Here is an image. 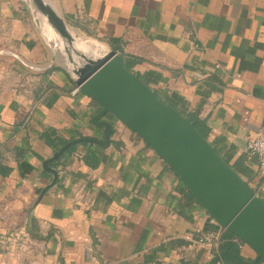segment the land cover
Here are the masks:
<instances>
[{
	"label": "crops",
	"instance_id": "obj_1",
	"mask_svg": "<svg viewBox=\"0 0 264 264\" xmlns=\"http://www.w3.org/2000/svg\"><path fill=\"white\" fill-rule=\"evenodd\" d=\"M53 3L79 37L115 43L116 53L135 60L132 75L182 115H195L210 145L264 200V176L245 150L264 137V0ZM64 59L23 0H0V264H207L183 237L225 230L109 114L101 119L112 130L109 145L80 144L50 163L56 183L38 199L52 182L44 161L69 141L103 136L92 123L99 105L72 94ZM18 233L30 247L26 261L1 243ZM231 243L220 251L255 259L247 245Z\"/></svg>",
	"mask_w": 264,
	"mask_h": 264
},
{
	"label": "water",
	"instance_id": "obj_2",
	"mask_svg": "<svg viewBox=\"0 0 264 264\" xmlns=\"http://www.w3.org/2000/svg\"><path fill=\"white\" fill-rule=\"evenodd\" d=\"M39 29L51 33L53 44L63 54L72 83L99 107L92 123L103 129L102 139L80 138L65 143L43 162L56 183V171L49 164L71 147L88 144L108 146L112 130L101 120L107 114L123 123L149 146L177 175L194 200L225 231L247 245L255 254L249 263L237 254L219 251L207 264L264 263V200L256 195L217 154L210 143L178 111L132 75L122 57L106 46L102 54H88L82 38L67 24L50 0H23ZM84 47V49H82Z\"/></svg>",
	"mask_w": 264,
	"mask_h": 264
},
{
	"label": "built area",
	"instance_id": "obj_3",
	"mask_svg": "<svg viewBox=\"0 0 264 264\" xmlns=\"http://www.w3.org/2000/svg\"><path fill=\"white\" fill-rule=\"evenodd\" d=\"M79 92V89L75 87L72 94H77ZM245 150L249 156L254 157L257 160L258 172L260 175L264 176V137L257 136L254 139L249 140L246 144ZM221 236V233L208 232L196 238L184 236L183 239L188 243L190 248L197 251H203L206 253L208 259H211L219 252V246L222 242ZM26 238V235L18 233L7 237L4 241H1V243L3 247L7 246V249L10 247L8 250L6 249L7 253H14L15 251L23 260L30 251ZM11 248H14V251Z\"/></svg>",
	"mask_w": 264,
	"mask_h": 264
},
{
	"label": "trees",
	"instance_id": "obj_4",
	"mask_svg": "<svg viewBox=\"0 0 264 264\" xmlns=\"http://www.w3.org/2000/svg\"><path fill=\"white\" fill-rule=\"evenodd\" d=\"M109 45L112 47V49L115 51L117 50V47H116V44L115 43H112V42H109ZM122 59H123V62H124V66L125 68L130 71V67L131 65L135 62V60H132L128 57H123L122 56ZM155 93V95L160 99V97L157 95V93L155 91H153ZM162 100V99H161ZM163 101V100H162ZM164 102V101H163ZM166 103V102H164ZM167 104V103H166ZM168 105V104H167ZM170 106V105H169ZM174 108V107H172ZM176 111L177 109L174 108ZM180 113V112H179ZM181 114V113H180ZM182 115V114H181ZM183 117H185L192 125L193 127L195 128V130L199 133L200 136H202L204 139L207 140V137H208V129L204 126V124L193 114H188V115H182ZM76 148V146L74 147H71L69 150H67L65 152V154H70L74 149ZM214 151L219 154L215 148H213ZM92 154L91 153H88V155L86 156L85 158V161H86V164H90V160L92 159ZM61 158H59L57 161L53 162L52 163V166H56L59 162ZM223 159V158H222ZM226 163V162H225ZM227 164V163H226ZM20 171L22 174L26 173V172H29V168L26 167L25 165H20ZM248 186L249 184L247 182H245ZM250 187V186H249ZM191 198L192 195H191ZM225 235L224 236H221V244L219 246V251L220 250H224V249H227L229 246H231V241H237L239 243L242 244V242H240L237 238H235L232 234L228 233L227 231L224 232Z\"/></svg>",
	"mask_w": 264,
	"mask_h": 264
},
{
	"label": "rangeland",
	"instance_id": "obj_5",
	"mask_svg": "<svg viewBox=\"0 0 264 264\" xmlns=\"http://www.w3.org/2000/svg\"><path fill=\"white\" fill-rule=\"evenodd\" d=\"M50 1H53L54 2V0H50ZM88 44H90V45L97 44V47H99V48H101L102 46L105 48L107 46L104 41L97 40V39H94L92 37H87V36H84L83 37L82 36V46L86 47ZM84 47H82V49H84ZM85 51L88 54H90V53L91 54H95L96 53L95 50H93V49L91 50V47L85 48Z\"/></svg>",
	"mask_w": 264,
	"mask_h": 264
},
{
	"label": "bare ground",
	"instance_id": "obj_6",
	"mask_svg": "<svg viewBox=\"0 0 264 264\" xmlns=\"http://www.w3.org/2000/svg\"><path fill=\"white\" fill-rule=\"evenodd\" d=\"M85 44H86V43H85ZM87 48H88V47H87ZM92 49L95 50L96 54H102V53L105 52V49L102 48V47H101V48L98 47V48L96 49V48L93 46V47H91V50H92ZM88 50H89V49H88ZM89 53H90V52H89ZM90 54H91V53H90Z\"/></svg>",
	"mask_w": 264,
	"mask_h": 264
}]
</instances>
